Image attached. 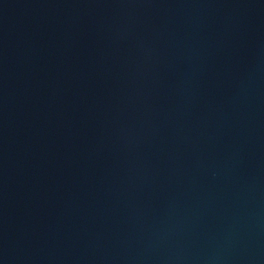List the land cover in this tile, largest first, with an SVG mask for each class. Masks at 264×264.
Returning a JSON list of instances; mask_svg holds the SVG:
<instances>
[{"label": "water", "instance_id": "obj_1", "mask_svg": "<svg viewBox=\"0 0 264 264\" xmlns=\"http://www.w3.org/2000/svg\"><path fill=\"white\" fill-rule=\"evenodd\" d=\"M96 264H264V22Z\"/></svg>", "mask_w": 264, "mask_h": 264}]
</instances>
